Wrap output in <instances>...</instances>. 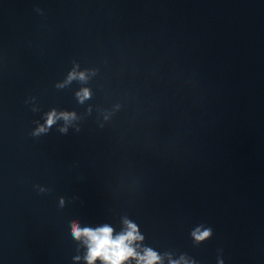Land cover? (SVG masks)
Returning <instances> with one entry per match:
<instances>
[{"label": "clouds", "instance_id": "obj_1", "mask_svg": "<svg viewBox=\"0 0 264 264\" xmlns=\"http://www.w3.org/2000/svg\"><path fill=\"white\" fill-rule=\"evenodd\" d=\"M78 67V65L76 66ZM88 76L86 72L77 71L74 67L71 72H69L67 79L63 83L56 85L58 88H62L67 84L71 83L73 80L86 81ZM90 90L88 88H82L76 93V96L80 103L90 98ZM78 117L74 112H57L53 109L46 116L45 123L39 125L34 132V136H39L43 133L49 131V129L57 123V121L63 120L64 125L59 128L61 133L66 134L68 132L69 126L76 121ZM79 130L78 128L76 129ZM43 191V189H41ZM63 204V200H61ZM126 225V231L119 234L116 238H113V229L105 225L97 229L81 228L78 223H72V234L74 238L80 239L82 237L86 238L85 243L88 245V254L86 260L88 264H94L97 259H100L104 264H124L129 257H136L137 253L130 246L135 240L143 239L139 235L137 226L130 221H124ZM212 234L210 228L201 231L197 228L192 236L199 242L207 239ZM159 257L155 252L150 249L145 250L143 256H139L137 264H156Z\"/></svg>", "mask_w": 264, "mask_h": 264}]
</instances>
